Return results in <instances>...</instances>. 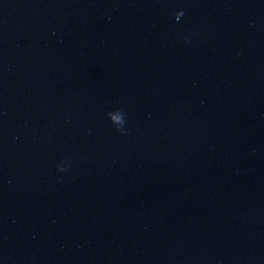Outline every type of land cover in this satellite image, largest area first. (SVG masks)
<instances>
[{
	"label": "water",
	"instance_id": "water-1",
	"mask_svg": "<svg viewBox=\"0 0 264 264\" xmlns=\"http://www.w3.org/2000/svg\"><path fill=\"white\" fill-rule=\"evenodd\" d=\"M0 264H264V0H0Z\"/></svg>",
	"mask_w": 264,
	"mask_h": 264
}]
</instances>
